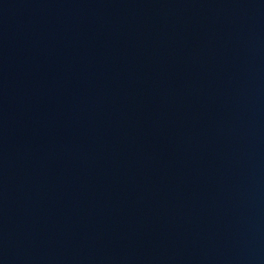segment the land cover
<instances>
[{
	"label": "water",
	"instance_id": "obj_1",
	"mask_svg": "<svg viewBox=\"0 0 264 264\" xmlns=\"http://www.w3.org/2000/svg\"><path fill=\"white\" fill-rule=\"evenodd\" d=\"M0 264H264V0H0Z\"/></svg>",
	"mask_w": 264,
	"mask_h": 264
}]
</instances>
